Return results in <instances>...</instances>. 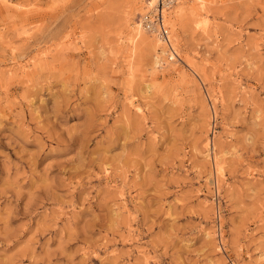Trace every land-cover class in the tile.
<instances>
[{"label": "rangeland", "instance_id": "rangeland-1", "mask_svg": "<svg viewBox=\"0 0 264 264\" xmlns=\"http://www.w3.org/2000/svg\"><path fill=\"white\" fill-rule=\"evenodd\" d=\"M175 1L0 0V264H264V0Z\"/></svg>", "mask_w": 264, "mask_h": 264}, {"label": "built area", "instance_id": "built-area-1", "mask_svg": "<svg viewBox=\"0 0 264 264\" xmlns=\"http://www.w3.org/2000/svg\"><path fill=\"white\" fill-rule=\"evenodd\" d=\"M174 4H176L175 0H157L141 17V22L145 29L159 34L167 43L170 42V39L168 38V26L165 24V11H168ZM172 50L170 49L169 52L174 54V58H177L179 56L177 51L175 49Z\"/></svg>", "mask_w": 264, "mask_h": 264}, {"label": "bare ground", "instance_id": "bare-ground-1", "mask_svg": "<svg viewBox=\"0 0 264 264\" xmlns=\"http://www.w3.org/2000/svg\"><path fill=\"white\" fill-rule=\"evenodd\" d=\"M157 2V0H150V2H149V5H154V3H156ZM205 6V2L204 1H201L200 2V8H203ZM167 14H168V11H165V17H166V19H165V24L168 26V22H167ZM194 20V19H193ZM194 21H196V23H198V19L196 18V20H194ZM142 29H144V27H143V25H141L140 23H139V25H138V27H137V34H138V36L139 35H143L142 34ZM168 29H169V27H168ZM146 30V29H145ZM151 32V33H150ZM149 33H150V36L148 37V38H146V39H144V40H142V43H146V44H149L152 48H157V43H158V41H156L155 39H154V37L152 36L151 37V35H154L161 43H163V44H165L167 47H172L171 46V39H170V36H171V34H170V29H169V35H168V38L170 39V42H166V41H164L163 40V38L159 35V34H156V33H154V31L152 32V31H149ZM156 34V35H155ZM165 46V47H166ZM157 52V51H156ZM155 53V52H154ZM172 57H173V55H172ZM217 161V160H216ZM216 167H217V170H221V168L222 167H220V164H219V162H216ZM219 172V171H218Z\"/></svg>", "mask_w": 264, "mask_h": 264}]
</instances>
